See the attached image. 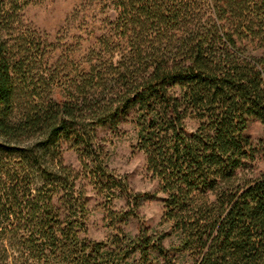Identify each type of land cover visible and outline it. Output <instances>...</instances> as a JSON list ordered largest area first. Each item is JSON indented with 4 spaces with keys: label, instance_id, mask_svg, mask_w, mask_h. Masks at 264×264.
<instances>
[{
    "label": "trees",
    "instance_id": "16d2710c",
    "mask_svg": "<svg viewBox=\"0 0 264 264\" xmlns=\"http://www.w3.org/2000/svg\"><path fill=\"white\" fill-rule=\"evenodd\" d=\"M44 1L0 0V264H264V135L249 132L264 127V0H106L116 17L70 76L75 59L51 64L54 43L25 21ZM125 123L154 191L108 168L102 135ZM85 177L106 240L84 236ZM151 200L177 241L125 233Z\"/></svg>",
    "mask_w": 264,
    "mask_h": 264
},
{
    "label": "rangeland",
    "instance_id": "374dc122",
    "mask_svg": "<svg viewBox=\"0 0 264 264\" xmlns=\"http://www.w3.org/2000/svg\"><path fill=\"white\" fill-rule=\"evenodd\" d=\"M28 25L45 33L54 43V51L50 56V63L58 60L75 59V63H66L64 75H75L76 69L84 67V57L95 45L97 38L110 27L109 21L115 19L116 12L109 7L106 0H46L42 3L30 5L24 11ZM191 126L195 123L191 122ZM249 132L256 139L264 135V127L254 122ZM107 154V165L112 174L121 177L127 182L130 192L154 191L158 188L156 181L150 178L147 172L145 154L136 145L138 136L132 124L122 125L119 133L107 132L102 135ZM63 158L66 164L77 170L82 169L80 154L68 144L64 145ZM87 189L89 215L87 220L88 231L85 237L93 240H106L115 228L110 226L112 221L106 217L103 210L97 207L102 196L97 192L89 178H82ZM115 211H130L126 195L114 199L111 204ZM165 206L159 200L147 201L135 211L130 223L124 225L128 235L139 234L143 226L157 232L168 231L171 234L166 244L177 241L171 229V224L164 217ZM105 218V220H103ZM119 227L120 224L116 223ZM132 264V263H131Z\"/></svg>",
    "mask_w": 264,
    "mask_h": 264
}]
</instances>
